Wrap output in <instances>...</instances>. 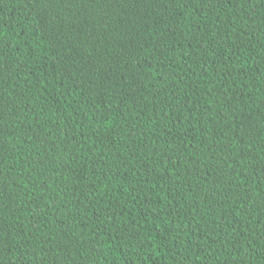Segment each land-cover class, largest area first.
<instances>
[{
    "label": "trees",
    "instance_id": "obj_1",
    "mask_svg": "<svg viewBox=\"0 0 264 264\" xmlns=\"http://www.w3.org/2000/svg\"><path fill=\"white\" fill-rule=\"evenodd\" d=\"M0 264H264V0H0Z\"/></svg>",
    "mask_w": 264,
    "mask_h": 264
}]
</instances>
